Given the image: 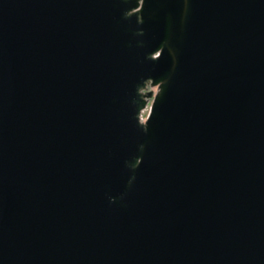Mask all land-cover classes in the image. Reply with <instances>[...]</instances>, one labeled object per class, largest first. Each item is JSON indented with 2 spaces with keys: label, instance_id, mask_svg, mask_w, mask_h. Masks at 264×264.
<instances>
[{
  "label": "water",
  "instance_id": "obj_1",
  "mask_svg": "<svg viewBox=\"0 0 264 264\" xmlns=\"http://www.w3.org/2000/svg\"><path fill=\"white\" fill-rule=\"evenodd\" d=\"M0 264H264V0H0Z\"/></svg>",
  "mask_w": 264,
  "mask_h": 264
},
{
  "label": "built area",
  "instance_id": "obj_2",
  "mask_svg": "<svg viewBox=\"0 0 264 264\" xmlns=\"http://www.w3.org/2000/svg\"><path fill=\"white\" fill-rule=\"evenodd\" d=\"M154 88H156V87H154ZM153 92H154V90H153ZM148 112V107H146V109L143 111V113H142V115H141V119H142V121H144V119H145V117L143 118V114L144 113H147Z\"/></svg>",
  "mask_w": 264,
  "mask_h": 264
},
{
  "label": "rangeland",
  "instance_id": "obj_3",
  "mask_svg": "<svg viewBox=\"0 0 264 264\" xmlns=\"http://www.w3.org/2000/svg\"><path fill=\"white\" fill-rule=\"evenodd\" d=\"M154 89H157V88H152V91H153ZM146 114H147V113H144V114H143V118L146 116Z\"/></svg>",
  "mask_w": 264,
  "mask_h": 264
}]
</instances>
